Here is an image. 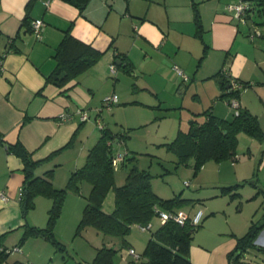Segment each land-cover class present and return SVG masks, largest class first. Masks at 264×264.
<instances>
[{
	"label": "crops",
	"instance_id": "obj_1",
	"mask_svg": "<svg viewBox=\"0 0 264 264\" xmlns=\"http://www.w3.org/2000/svg\"><path fill=\"white\" fill-rule=\"evenodd\" d=\"M194 3L202 24L199 31L194 20ZM256 13L254 7L246 21L241 22L232 13H225L222 0H90L82 13L62 0H0V55H3L0 57V193L6 196V199L0 197V214L4 215L0 233L17 227L16 230L21 231L28 223L19 206L23 164L18 156L8 151L6 145L9 143L20 140L34 159L44 160L35 173L44 175L46 170L53 169V185L61 188L70 173L84 164L88 150L99 138L92 123L100 130L102 126L111 130L107 124H97L100 108H124L126 111L134 108L136 118L133 117L132 122L123 119L124 123H121L126 137L134 128L145 126L150 120L160 122L159 118L166 116L154 113L152 117H145L140 108L153 111L169 108L171 114L180 109L174 137L178 129H184L181 127L182 108L188 110L189 123L194 113L205 110L231 119L232 107L220 97L221 83L215 75L226 68L232 77L248 81L246 76L257 63L262 71L260 77L264 79V57L261 58L258 52L261 50L253 41H246L239 28V24L244 23L246 30H250L253 27L250 18ZM26 16L30 22L35 18L43 20L40 38L22 23ZM66 30L104 53L87 70L64 85H57L46 78L55 68L54 54ZM11 39L17 51L7 49ZM244 44L255 52L239 58ZM112 62L117 66L121 62L129 63L132 69L128 71L118 66L111 72ZM174 65L182 69L186 78L176 73ZM126 81L131 89L126 91L128 95L123 94L120 87ZM262 88L240 90L236 100L241 108L256 114L259 121L260 113H255L252 108H264ZM248 91L256 98H249ZM112 93L118 94V101L112 107L104 106L105 96ZM81 111L88 113L86 120L81 119ZM64 112L70 117L62 120L60 115ZM116 138L119 144L113 141L115 150L132 151L124 143V135ZM72 139V144L66 147ZM83 186L84 190L90 189V185L83 182L81 191ZM72 193L77 198L76 207L83 206L84 198L79 193ZM204 214L205 221L194 233L190 245L191 264H230L238 233L221 220H211L218 211L206 209ZM156 218L157 221L152 219L150 222L152 230L163 222L158 216ZM142 231L132 238L130 230L125 247L119 237L103 235V245L118 250L116 264H136L128 247L136 253L142 252L150 236L147 237L146 230ZM29 239L19 251H14L22 254L16 261L44 264L45 260L39 261L38 257L51 256L50 246L47 242L39 244L41 250L33 257L29 251L24 252ZM247 253L242 257L243 261H246ZM83 262L88 261L84 259L80 263Z\"/></svg>",
	"mask_w": 264,
	"mask_h": 264
},
{
	"label": "trees",
	"instance_id": "obj_2",
	"mask_svg": "<svg viewBox=\"0 0 264 264\" xmlns=\"http://www.w3.org/2000/svg\"><path fill=\"white\" fill-rule=\"evenodd\" d=\"M62 1L75 6L82 13L90 0ZM255 2L254 5L264 4V0ZM193 8L194 20L199 31L202 27L200 13L195 3ZM257 13L259 15L264 14V8L257 6ZM22 23L26 24L27 29L32 31L31 22L28 21L27 16ZM16 35L19 36V33ZM7 45L8 50H18L13 39ZM103 53L91 43H86L74 37L69 30H66L54 54L56 59L55 68L47 76L46 80L57 85H64L95 64ZM2 56L0 55V57ZM118 66H122L128 71L132 69L129 63L124 64L121 62ZM118 66L116 65V67ZM222 70H219L215 75L219 77V82L221 83L222 94L220 97L227 101L232 98L237 100L240 88L232 89L228 76ZM237 80L240 82L241 87L250 85L248 81ZM198 115H203V118H198ZM240 132H245L259 140H264V130H262L258 116L248 108L239 106L237 113L233 112L231 119L218 117L205 110L194 113L188 128L186 130L178 129L176 136L168 145L178 155V164L187 165L189 159L193 158V169L194 173H196L207 160L220 161L235 158L238 134ZM123 135L125 138V132L120 134L112 133L111 130L102 126L101 135L88 150L84 164L70 173L65 186L61 188H56L53 185V169L46 170L44 175L35 173L38 165L44 160L34 159L32 152L20 140L6 145L8 151L18 156L23 164L22 173L24 178L18 192L22 216L26 217L28 210L35 206V198L37 196L43 195L52 199L47 225L38 227L25 223L20 241L17 246L13 247L21 246L29 237L33 236L51 240L54 244H57L59 249H64V246L54 238L53 225L60 213L67 192L81 193V184L83 182H87L90 185V189L85 196L86 203L83 207L76 233H79L87 226H92L104 236L119 237L123 247L128 246L126 237L130 233L132 226L150 223L157 216L156 208L175 211L193 203L192 199L184 198L181 194L171 198L158 196L151 186L153 174L149 169L140 168L137 165L134 151L127 149H125V157L120 166L128 164L129 168L123 183L117 185L114 177L116 167L112 161L114 155L113 141H115L116 137H123ZM72 141L73 139L66 144V147L71 145ZM49 157H46V159ZM237 185L223 186L221 191L223 193L231 191ZM110 191L114 193V203L112 209L106 211L102 206L106 195ZM235 194L238 193L235 192L232 195ZM200 226L201 223L194 226L190 224L189 220L184 224H179L173 219L163 221L156 229L151 230L144 249L139 253L138 259L132 257L133 261L136 264H191L190 245L195 231ZM262 231H264V212H262L261 217L257 221L251 220L247 231L237 237L236 247L230 255V264H250V262L242 260L244 254L249 252V250H261L264 252V246H258L255 243L256 238ZM12 248L5 246L0 236V264L5 263L12 252ZM117 251L113 247L102 245L96 249L93 259L83 262V264H116L115 256ZM11 264H26V262L14 261Z\"/></svg>",
	"mask_w": 264,
	"mask_h": 264
},
{
	"label": "rangeland",
	"instance_id": "obj_3",
	"mask_svg": "<svg viewBox=\"0 0 264 264\" xmlns=\"http://www.w3.org/2000/svg\"><path fill=\"white\" fill-rule=\"evenodd\" d=\"M238 1L239 0H222L225 13L231 14V12L226 9V6L229 3ZM255 1L258 2L259 0ZM257 6L259 8H264V4L254 5L256 9ZM250 20L253 21V26L260 29L259 31L262 33V36L256 35L254 40H251L248 35L250 30H248V28V31L246 30V25L244 23L239 24V28L242 31L240 33L245 34L244 37L246 41H253V44L259 46L261 51L258 52H260L259 55L262 58L264 57V23H262L264 22V14L259 15L256 13ZM257 43H259V45ZM254 52L253 49L248 50L247 46L244 44L240 48L239 58L253 55ZM261 72L259 64L255 63V65H252L251 71H249V74L246 76L249 78L248 82L250 85L240 87V90L243 91L245 88L252 89L254 87H264V84H262L264 79L260 77ZM259 77L262 80H257L260 79ZM129 86L127 81L120 85L123 94L127 93L128 95L126 91L131 90ZM247 96L253 99L256 98V95L252 91H248ZM133 97L137 96L134 95ZM100 109H102L100 113L101 116L99 117L101 124H107L115 133L123 132L124 126H122L121 123H124V120L126 122H132L133 117L136 118L134 108L130 111H126L124 108H119L117 110H114L115 108L111 110L107 108ZM252 109L255 113H260V124L262 130H264V108ZM155 110L140 108L141 113H143L145 117H152L151 115H154V113L159 116L166 114V116L159 118V120H161L160 122L150 120L147 125L134 128L129 137L125 138L126 141L125 139L123 140L125 141L124 143H127L131 150L134 151L137 158V165L140 168L149 169L153 174L151 178L153 191L161 198H171L177 194H181L184 198L192 199V204L182 208L191 215H193L198 208H201L203 212H205L206 209L218 211L216 217L211 220H221L225 222L226 226L235 229L239 236L243 235L247 231L251 220L257 221L261 217L262 212H264V140H259L245 132H241L238 135L235 158L220 161L213 159L207 160L196 173H194V159L190 158L187 165L178 164V155L168 145L175 135V129L179 121L177 112H179L180 109L176 110L177 112L173 114L170 113L171 109L169 108H156ZM182 110L183 111L180 112L183 117L181 127L186 129L187 123H189V120L186 118L188 110L187 108H182ZM113 112L115 113L113 114ZM130 112H133V116L130 115ZM190 116H192V114H190ZM125 117L129 118L125 119ZM197 117L202 119L203 115H198ZM116 119H121V121ZM92 125L93 128L95 127L96 133H98V137H100L101 130L96 127L95 123H92ZM117 139L118 138L115 139L116 145L119 144ZM124 145L125 144H123V146ZM128 168V164L122 167L119 164L116 167L114 177L117 185L123 183ZM186 182H188V184H186ZM234 184L238 185L231 191L225 193L221 191L223 186ZM85 186H83V191L79 193V196L84 198L86 203L85 196L89 193V190L87 191V186ZM84 187L86 188L85 190ZM72 192L68 191L65 195L60 213L53 225L54 238L64 246V249H59L57 244H54L51 240L32 236L29 237L30 239L28 238V248L24 247L25 254L29 251L32 253L33 257H35V255L37 256L41 250L38 245L47 242L48 246L51 248V256L47 258L45 256L38 257L39 261L45 260V262H43L44 264H83L80 263L81 260L86 259V261H91L93 259L96 253L95 247L103 245V234L92 226H87L79 233H76V228L85 204L76 207L75 200L77 198ZM235 192L238 194L232 195ZM113 196V191H110L106 195L102 206L104 210L110 211L112 209L111 207H113L114 203ZM51 206L52 199L50 197L43 195L37 196L35 198V206L29 209L26 214L29 225L45 227L48 223L49 209ZM3 217L4 215L0 214V221L2 222L4 220ZM205 218L206 216L204 214L202 222L205 221ZM155 220L157 221L158 219L154 217L153 222H155ZM156 223L153 228H155ZM24 227L25 225L21 227V231L16 230L17 227L2 234L0 233L2 243L12 248L13 245L20 241L19 237H21L20 235H22ZM151 230L152 229H147L145 231L147 237L150 235ZM131 232L132 238H136L141 234L140 232L143 231L139 226L134 225L131 228ZM257 241L259 243L257 245L264 246V231L258 235L255 243ZM20 256H22V254L13 251L3 264H11L20 259ZM245 260L251 262V264H264V252L261 250H250Z\"/></svg>",
	"mask_w": 264,
	"mask_h": 264
},
{
	"label": "built area",
	"instance_id": "obj_4",
	"mask_svg": "<svg viewBox=\"0 0 264 264\" xmlns=\"http://www.w3.org/2000/svg\"><path fill=\"white\" fill-rule=\"evenodd\" d=\"M254 2H255V0H254ZM253 8H254L253 0H239L238 2L230 3L226 6V9L229 12H231L232 15L241 22L246 21L247 16L250 14V12L252 11ZM43 27H44V22L41 18H35L31 21V29L37 38L41 37ZM259 30L260 29L256 26H253L252 28H250V31L248 33L249 38L254 39L256 37V35L262 36V33ZM109 67H110L111 72L116 71V64L115 63L112 62ZM174 68L176 70V73L180 77L186 78V75L183 73L181 68H179L177 65H174ZM222 72L226 76H228L229 83H230V86L232 87V89H237V88L241 87L240 82H238L237 79L232 77L226 68H224L222 70ZM117 100H118L117 94L112 93L110 95L105 96L104 101H103V105L106 107H111V105L114 104L115 102H117ZM227 103L232 107L233 112L237 113V108L239 107L237 101L234 98H232L229 101H227ZM80 113H81V119L82 120H86L89 117L88 113L85 111H81ZM60 116H61L62 120L68 119L70 117L69 113H67V112L62 113ZM97 124H99V125L101 124L99 118L97 120ZM113 152H114L113 153L114 155H113L112 161H113V164L115 165V167H117L123 161L126 151L114 149ZM186 184H188V182H186ZM0 197L2 199H6V196L3 193H0ZM156 212H157V216L162 221H165L168 219H173L179 224H184L187 220H189L190 224H192L194 226L201 223L202 217H203V211L201 209H198L192 216H189V214L182 208L177 209L175 211L159 210L158 208H156ZM138 226L142 230H147L151 227V224L148 223V224L138 225ZM20 249H21L20 246H18V247H13L11 250L13 252V251H19ZM128 252L134 259H138L139 254L136 253L133 248H131V247L128 248ZM26 264H31V263L26 262Z\"/></svg>",
	"mask_w": 264,
	"mask_h": 264
},
{
	"label": "water",
	"instance_id": "obj_5",
	"mask_svg": "<svg viewBox=\"0 0 264 264\" xmlns=\"http://www.w3.org/2000/svg\"><path fill=\"white\" fill-rule=\"evenodd\" d=\"M229 86V85H228Z\"/></svg>",
	"mask_w": 264,
	"mask_h": 264
}]
</instances>
